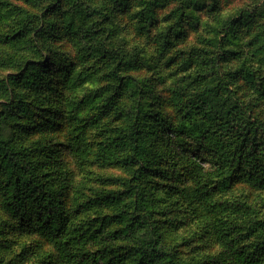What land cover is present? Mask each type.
<instances>
[{"label": "clouds", "instance_id": "9594fccd", "mask_svg": "<svg viewBox=\"0 0 264 264\" xmlns=\"http://www.w3.org/2000/svg\"><path fill=\"white\" fill-rule=\"evenodd\" d=\"M109 260L264 264V0H0V264Z\"/></svg>", "mask_w": 264, "mask_h": 264}, {"label": "rangeland", "instance_id": "374dc122", "mask_svg": "<svg viewBox=\"0 0 264 264\" xmlns=\"http://www.w3.org/2000/svg\"><path fill=\"white\" fill-rule=\"evenodd\" d=\"M96 199L99 200L101 198L97 197ZM80 207L84 209V212L80 213L78 208L77 220H79V223L76 229L74 230V234H78L81 237H85L88 235V233H91V236L88 237L89 239H91L92 237L98 238V234H102L106 226H110L111 224L117 222L116 217H119L121 215V212L117 210L118 205L115 203H113V211L110 213V215L112 216L111 220H109L107 215L94 216L91 219L88 218L87 213L93 211L95 208L98 207V205L94 201L86 200ZM72 223L73 221H69V228H71ZM85 225H87V227H85ZM81 229H83V231H81ZM116 231L118 232L119 229H116ZM108 264H112V260H109Z\"/></svg>", "mask_w": 264, "mask_h": 264}, {"label": "trees", "instance_id": "16d2710c", "mask_svg": "<svg viewBox=\"0 0 264 264\" xmlns=\"http://www.w3.org/2000/svg\"><path fill=\"white\" fill-rule=\"evenodd\" d=\"M114 251H115V250H114ZM119 255H125V253H123V252H120V253H119Z\"/></svg>", "mask_w": 264, "mask_h": 264}]
</instances>
